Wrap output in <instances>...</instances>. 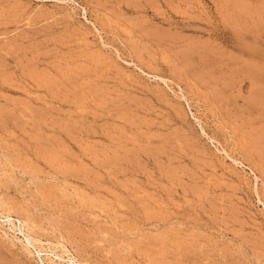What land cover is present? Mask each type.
Returning <instances> with one entry per match:
<instances>
[{
    "label": "rangeland",
    "instance_id": "1",
    "mask_svg": "<svg viewBox=\"0 0 264 264\" xmlns=\"http://www.w3.org/2000/svg\"><path fill=\"white\" fill-rule=\"evenodd\" d=\"M0 212V264H264V0H0Z\"/></svg>",
    "mask_w": 264,
    "mask_h": 264
},
{
    "label": "bare ground",
    "instance_id": "2",
    "mask_svg": "<svg viewBox=\"0 0 264 264\" xmlns=\"http://www.w3.org/2000/svg\"><path fill=\"white\" fill-rule=\"evenodd\" d=\"M2 212H3V211H2ZM0 213H1V212H0ZM23 220H24V219H23ZM25 224H26V223H25ZM25 224H24V225H25ZM25 227H26V226H25ZM25 227H24V228H25ZM28 227H29V226H28ZM30 227H31V226H30ZM1 229H2V228H1ZM27 229H28V228H27ZM24 231H25V230H24ZM17 236H18V235H17ZM34 236H35V235H34ZM12 240H13V239H12ZM19 242H20V241H19ZM35 243H36V242H35ZM19 245H20V244H19ZM47 248H48V247H47ZM55 255H56V254H55ZM68 257H69V256H68Z\"/></svg>",
    "mask_w": 264,
    "mask_h": 264
}]
</instances>
